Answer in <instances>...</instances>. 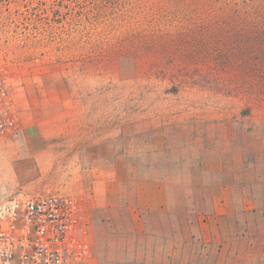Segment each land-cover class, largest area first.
Here are the masks:
<instances>
[{"label": "rangeland", "instance_id": "374dc122", "mask_svg": "<svg viewBox=\"0 0 264 264\" xmlns=\"http://www.w3.org/2000/svg\"><path fill=\"white\" fill-rule=\"evenodd\" d=\"M0 74V204L67 191L76 131L128 162L117 205L72 195L88 264H264V0H0Z\"/></svg>", "mask_w": 264, "mask_h": 264}, {"label": "built area", "instance_id": "2783aa9c", "mask_svg": "<svg viewBox=\"0 0 264 264\" xmlns=\"http://www.w3.org/2000/svg\"><path fill=\"white\" fill-rule=\"evenodd\" d=\"M11 94L0 74V138L17 132ZM79 207L67 191L12 196L0 204V264H88Z\"/></svg>", "mask_w": 264, "mask_h": 264}, {"label": "crops", "instance_id": "0c3cea01", "mask_svg": "<svg viewBox=\"0 0 264 264\" xmlns=\"http://www.w3.org/2000/svg\"><path fill=\"white\" fill-rule=\"evenodd\" d=\"M71 147L76 149L70 156L67 163V171L71 173L67 192L71 195L80 196V203H83L84 211H93V206H107L109 204L120 203L122 197V179L126 178L128 162L123 161L121 152L115 143L110 141L107 146H101L99 142L92 148L94 155L87 156L89 144L83 138V134L78 135L76 131L71 133ZM81 142L80 146H78ZM102 150V151H101ZM108 152H107V151ZM86 151V156L84 152ZM80 153V155H79ZM131 153H124L130 162ZM130 170V168H129ZM122 173V176L120 174ZM130 173V171H129ZM141 179L133 181L129 175V182H133V191L129 194L143 197V205L150 208L161 207L164 204V187L157 179L151 175L141 176ZM85 181V182H84Z\"/></svg>", "mask_w": 264, "mask_h": 264}]
</instances>
